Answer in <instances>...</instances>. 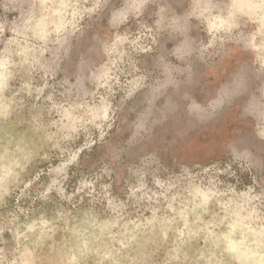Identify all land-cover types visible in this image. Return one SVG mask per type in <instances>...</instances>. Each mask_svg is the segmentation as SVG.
<instances>
[{
    "label": "clouds",
    "instance_id": "obj_1",
    "mask_svg": "<svg viewBox=\"0 0 264 264\" xmlns=\"http://www.w3.org/2000/svg\"><path fill=\"white\" fill-rule=\"evenodd\" d=\"M151 2L0 4V264H264V0Z\"/></svg>",
    "mask_w": 264,
    "mask_h": 264
},
{
    "label": "rangeland",
    "instance_id": "obj_2",
    "mask_svg": "<svg viewBox=\"0 0 264 264\" xmlns=\"http://www.w3.org/2000/svg\"><path fill=\"white\" fill-rule=\"evenodd\" d=\"M219 0H212V3L216 4L218 3ZM3 3V0H0V4ZM188 6V0H152L151 3H149L146 11L145 17L142 18V20L146 21V24L148 27L152 28V35L156 39L157 45L156 47L162 46L167 44L168 47H171L173 43H175V40L173 39V36L175 35L174 33L171 32L170 28L168 27L171 19H172V13L170 11H166L164 15V20L161 23L160 29L157 30L155 27V21L159 18L156 13L158 12L159 8L164 7V8H171L174 9L177 13H180L184 8ZM26 8V5H25ZM5 15L2 12V9H0V16ZM150 17V18H149ZM9 19H15V14H11L9 16ZM180 25L184 24V21L181 20ZM191 25L195 26L196 22L190 21L189 22ZM217 104L213 103L210 104L208 107L209 109H213L216 107ZM191 111L193 114L198 113L201 115V119L206 118L205 117V111L204 109L193 102L191 106ZM199 119V118H198Z\"/></svg>",
    "mask_w": 264,
    "mask_h": 264
},
{
    "label": "crops",
    "instance_id": "obj_3",
    "mask_svg": "<svg viewBox=\"0 0 264 264\" xmlns=\"http://www.w3.org/2000/svg\"><path fill=\"white\" fill-rule=\"evenodd\" d=\"M227 94H228V89H227V88L222 89V95H227ZM218 103H219V99L217 100V102H215V104H218ZM214 109H215V107H214ZM194 115H195L197 118H199V119L202 118L201 115L198 114V113H195Z\"/></svg>",
    "mask_w": 264,
    "mask_h": 264
}]
</instances>
